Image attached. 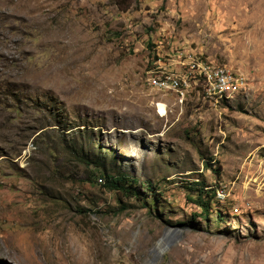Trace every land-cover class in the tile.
<instances>
[{
	"label": "rangeland",
	"instance_id": "1",
	"mask_svg": "<svg viewBox=\"0 0 264 264\" xmlns=\"http://www.w3.org/2000/svg\"><path fill=\"white\" fill-rule=\"evenodd\" d=\"M0 264H264V0H0Z\"/></svg>",
	"mask_w": 264,
	"mask_h": 264
},
{
	"label": "bare ground",
	"instance_id": "2",
	"mask_svg": "<svg viewBox=\"0 0 264 264\" xmlns=\"http://www.w3.org/2000/svg\"><path fill=\"white\" fill-rule=\"evenodd\" d=\"M204 64H205V62H195V63H192L190 65V67H194L193 65H195V67H194L195 68L194 69L195 75L196 76L200 75V76H202L204 78V80L206 82V84H205L206 87L205 88L207 89V91L209 93H212L214 95L220 94V96H229L230 92H233L234 90L236 91V87L238 86V83L229 84L227 88H223V90H217V88H221L222 87V79L221 78H222L223 74H225V73L226 74H230L232 76H235L236 79L239 80V78L236 76L235 73H230V71L224 69V67L223 68L222 67L221 68L213 67V72H214V77H213V75L211 73V69L210 68L206 69V67H204ZM182 80L183 79L174 78L171 75H165V76L159 75L158 79L152 80L150 83H155L158 86H161V87H164V88H167V89L171 88V89H175V90H179L180 91L181 88L187 87L186 86L187 83L180 84V81L182 82ZM170 82H175L176 84H178L180 86L183 85V87H180V88L178 87L177 88V86H175L174 84H169ZM222 197H223V195H222ZM161 243H162V241H161Z\"/></svg>",
	"mask_w": 264,
	"mask_h": 264
},
{
	"label": "trees",
	"instance_id": "3",
	"mask_svg": "<svg viewBox=\"0 0 264 264\" xmlns=\"http://www.w3.org/2000/svg\"><path fill=\"white\" fill-rule=\"evenodd\" d=\"M98 163L99 165L97 166L95 172L97 175H100L101 178H104V180L108 182V186L110 189L122 191L124 190L127 193H130L131 195H137L139 198L146 197L145 195L143 197L139 196L140 191L138 190L137 179L135 177L130 179V177L123 172H113L111 170H106L104 163ZM195 202L202 208V211L208 212L210 202L209 200H205L200 194L198 196V199L195 200Z\"/></svg>",
	"mask_w": 264,
	"mask_h": 264
},
{
	"label": "built area",
	"instance_id": "4",
	"mask_svg": "<svg viewBox=\"0 0 264 264\" xmlns=\"http://www.w3.org/2000/svg\"><path fill=\"white\" fill-rule=\"evenodd\" d=\"M211 69V73L214 77V72H213V67H209ZM222 87L221 88H217V90H223V88H227L229 84H233V83H240L239 80L236 79L235 76H232L230 74H223L222 76ZM169 84H174L176 86L175 82H170ZM240 89H241V83H240Z\"/></svg>",
	"mask_w": 264,
	"mask_h": 264
}]
</instances>
